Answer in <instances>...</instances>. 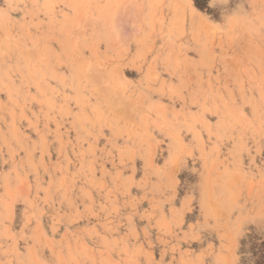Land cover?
<instances>
[{"label": "rangeland", "instance_id": "1", "mask_svg": "<svg viewBox=\"0 0 264 264\" xmlns=\"http://www.w3.org/2000/svg\"><path fill=\"white\" fill-rule=\"evenodd\" d=\"M0 264H264V0H0Z\"/></svg>", "mask_w": 264, "mask_h": 264}]
</instances>
